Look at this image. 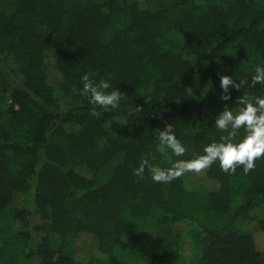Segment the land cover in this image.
Returning a JSON list of instances; mask_svg holds the SVG:
<instances>
[{
    "label": "trees",
    "instance_id": "16d2710c",
    "mask_svg": "<svg viewBox=\"0 0 264 264\" xmlns=\"http://www.w3.org/2000/svg\"><path fill=\"white\" fill-rule=\"evenodd\" d=\"M257 66L264 0H0V258L264 264V158L247 175L218 162L168 184L133 175L144 158L166 169L220 142L225 105L264 85L222 101L219 76L250 85ZM85 73H110L128 100L91 116ZM168 125L186 155L156 151ZM82 236L93 250L78 255Z\"/></svg>",
    "mask_w": 264,
    "mask_h": 264
},
{
    "label": "clouds",
    "instance_id": "9594fccd",
    "mask_svg": "<svg viewBox=\"0 0 264 264\" xmlns=\"http://www.w3.org/2000/svg\"><path fill=\"white\" fill-rule=\"evenodd\" d=\"M90 73H85L81 80L83 88L81 95L89 99L93 105L90 115L95 118L101 117V112L115 110L120 107L121 101L128 100V97L118 88L108 91L111 74L107 78L95 82L90 78ZM220 88L223 94L220 99L228 101L231 99L229 89L240 91L245 85L255 87L257 84L264 85V67L257 66L255 74L251 78V84L247 80L236 82L232 77L221 75ZM238 107L235 111L225 105L224 110L216 117L215 127L225 133L220 136V142H212L203 149V155L191 160H177L170 168H161L150 163L148 158L141 160L139 166L134 169L133 175L138 179H144L147 169L153 182L168 184L187 173L201 174L209 169L214 163L219 164L225 174H235L237 168H242L245 175L255 170L256 161L264 158V97L243 94L236 100ZM137 111H140L137 108ZM171 125L160 131L157 137L158 145L156 151L164 153L170 151L172 156L181 157L187 154L188 149L170 131ZM243 130L244 136L236 142V138ZM154 159V157H153Z\"/></svg>",
    "mask_w": 264,
    "mask_h": 264
},
{
    "label": "rangeland",
    "instance_id": "374dc122",
    "mask_svg": "<svg viewBox=\"0 0 264 264\" xmlns=\"http://www.w3.org/2000/svg\"><path fill=\"white\" fill-rule=\"evenodd\" d=\"M191 189L196 193V195L201 198L202 200L205 199L206 191L200 186H192ZM255 227L253 225L245 228V232H251L254 231ZM56 248V244L53 245V249ZM76 252L77 254H85L93 250V243L87 236H82L80 239L76 242ZM0 264H5V261L0 258ZM35 264V263H32Z\"/></svg>",
    "mask_w": 264,
    "mask_h": 264
}]
</instances>
